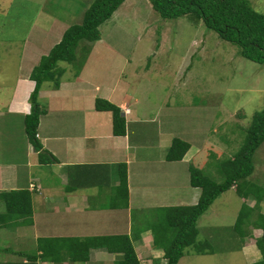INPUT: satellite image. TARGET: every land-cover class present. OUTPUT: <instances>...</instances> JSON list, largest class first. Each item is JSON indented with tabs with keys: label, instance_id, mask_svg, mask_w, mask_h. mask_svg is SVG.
I'll return each instance as SVG.
<instances>
[{
	"label": "rangeland",
	"instance_id": "rangeland-1",
	"mask_svg": "<svg viewBox=\"0 0 264 264\" xmlns=\"http://www.w3.org/2000/svg\"><path fill=\"white\" fill-rule=\"evenodd\" d=\"M94 1L0 0L2 111L9 106L19 74L30 77L33 68L61 41L65 31L83 22L87 8ZM249 1L257 12L264 13V0ZM38 12L50 16L58 25H53L49 17L37 15ZM99 30L102 39L93 43L88 53L83 51L87 44L80 43L75 62L59 63L58 67L65 72L62 82H76L73 79L82 74L89 82L108 84L111 78H116V71L119 76L126 71L128 77L123 81L129 90L141 86L152 101L151 107L153 104L162 106V103L165 107L168 100L173 104L170 109H175L164 130L190 144V153L199 151L188 167L201 170L215 182H222L224 176L219 164L239 151L252 116L264 107V66L241 57L238 47L219 39L203 23L194 25L185 17L161 18L148 0H126ZM39 49L40 52L35 51ZM52 85V81L43 84L47 90ZM44 103L45 100L42 106ZM22 131L16 122L10 134L0 132V156L7 151L6 139H17L20 133L24 137ZM253 163L254 172L247 181L263 193L264 143L255 152ZM20 169V174L24 175L25 168ZM181 169L185 170L181 175L186 176V168ZM48 177L50 179V173ZM244 202L234 189L217 198L197 222V239L208 241L213 251L219 252L200 256L190 247L186 249V263L182 264H246L236 249L241 237L234 229ZM2 203L0 214L7 212ZM159 213H136L133 233L142 225L151 226L158 220ZM248 228L246 242L260 234L253 226ZM0 230V262L21 260L19 252H26L29 247L19 245L12 230ZM7 248L12 249L7 251ZM35 250L31 245L30 252Z\"/></svg>",
	"mask_w": 264,
	"mask_h": 264
},
{
	"label": "crops",
	"instance_id": "crops-1",
	"mask_svg": "<svg viewBox=\"0 0 264 264\" xmlns=\"http://www.w3.org/2000/svg\"><path fill=\"white\" fill-rule=\"evenodd\" d=\"M37 15L52 20L46 14L38 12ZM56 23L59 22L53 25ZM116 74L108 84L89 82L80 74L73 79L76 82L70 84L60 80L57 89L42 87L38 102L44 113L40 116L36 134L42 146L40 151L29 142L24 125L25 116L31 112L29 97L35 83L21 73L17 77L9 106L4 111L0 108V132L10 134L11 127L17 122L24 137L20 133L13 139L14 143L6 139L7 151L0 156V195L9 191H28L29 206L26 208L30 214L5 223L1 219L0 229L12 230L19 245L29 247V250L19 252L21 260L1 264H115L121 254L110 253L104 248L90 249L85 262L72 260L65 249L56 258L49 256L45 260L39 256L42 254L40 245L54 246L58 240L61 245L71 246L82 239L113 236H128L141 264H166L163 250L153 244L151 226L142 225L133 233L134 215L195 205L201 190L190 184L188 166L199 151L190 153V145L181 161H167L168 149L177 138L173 132L164 130L175 109H170L173 104L168 100L165 107L163 103L151 107L152 101L141 86L129 90L123 81L128 77L126 71L123 76ZM97 98L119 107L126 121L125 135L113 134L112 113L97 111ZM44 100L46 103L42 106ZM50 103L54 105L50 106ZM46 152L55 161L41 162L43 158L39 154ZM20 168H25L24 175L20 174ZM181 168H186L189 174L186 171V176L181 175L185 171ZM121 169H126L127 174V205L123 193L118 192ZM243 199L248 207H255L254 199ZM0 202L5 205L1 196ZM263 208L264 201L259 204L261 214H264ZM248 229L250 231V228L246 231ZM259 230L260 234L250 238L249 242L244 238L235 245L246 264L262 258L256 247V239L261 235ZM31 245L35 252H30ZM11 249L7 248V251ZM185 256L186 250L178 264L186 263Z\"/></svg>",
	"mask_w": 264,
	"mask_h": 264
},
{
	"label": "trees",
	"instance_id": "trees-1",
	"mask_svg": "<svg viewBox=\"0 0 264 264\" xmlns=\"http://www.w3.org/2000/svg\"><path fill=\"white\" fill-rule=\"evenodd\" d=\"M126 0H95L86 10L83 22L70 26L62 36L61 41L55 45L47 56L40 59L39 64L33 68L30 80L35 87L29 97L31 112L25 116V133L29 142L36 151L42 149L36 138L40 116L44 110L38 102L40 90L44 82L52 81V87L57 89L60 85L64 70L58 67L60 62L72 64L77 60L76 51L80 43L87 44L83 51L88 53L91 45L101 40L100 26L109 20L114 12ZM161 18L176 20L187 18L192 24L203 23L205 28L217 34L222 41L238 47V54L254 63L264 66V13L257 12L249 0H148ZM97 111L112 113L113 134L123 136L126 134L125 118L116 105L97 98L95 100ZM264 143V107L252 116L250 125L246 129V137L239 151L230 159L219 164L224 176L220 183L203 175L202 171L190 167V184L199 188L201 194L198 202L192 206H179L163 208L158 214V220L151 225L153 244L163 250L166 264H178L187 248H192L197 254L212 253L208 241H198L197 222L211 207L214 201L223 193L235 188L242 198L253 197L256 205L248 207L245 203L237 216L234 229L244 239L248 231L243 228L253 226L260 229L261 235L256 239V247L261 253V260L253 264H264V214L257 212L260 202L263 201L264 192L257 191L256 187L247 181L254 172L253 157L258 148ZM190 148L187 142L175 138L168 149L167 161H181ZM41 162L55 161L47 152L40 153ZM118 192L123 193L125 205L128 200L126 169H121ZM120 193V194H121ZM5 202L6 213L0 215L3 223L14 218L27 217L30 211L29 193L26 190L9 191L0 195ZM119 197V194H118ZM254 214V215H253ZM255 219H252V217ZM54 246L40 245L42 254L40 258L49 256L56 258L66 251L67 256L74 261L85 262L88 252L92 248H104L110 253H120L121 259L115 264H141L128 236L95 237L78 240L77 245ZM66 247V248H65ZM48 248V249H47ZM58 253V254H57ZM34 258V257H33ZM56 260V259H55ZM52 261V262H55ZM1 264V263H0Z\"/></svg>",
	"mask_w": 264,
	"mask_h": 264
},
{
	"label": "built area",
	"instance_id": "built-area-1",
	"mask_svg": "<svg viewBox=\"0 0 264 264\" xmlns=\"http://www.w3.org/2000/svg\"><path fill=\"white\" fill-rule=\"evenodd\" d=\"M32 187H33V185H32Z\"/></svg>",
	"mask_w": 264,
	"mask_h": 264
}]
</instances>
